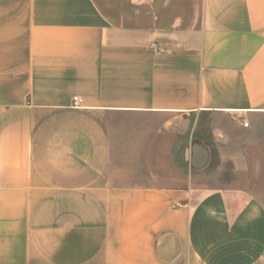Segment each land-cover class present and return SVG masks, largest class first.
Returning <instances> with one entry per match:
<instances>
[{
    "label": "crops",
    "instance_id": "1",
    "mask_svg": "<svg viewBox=\"0 0 264 264\" xmlns=\"http://www.w3.org/2000/svg\"><path fill=\"white\" fill-rule=\"evenodd\" d=\"M131 1L0 0V264H264V0Z\"/></svg>",
    "mask_w": 264,
    "mask_h": 264
},
{
    "label": "rangeland",
    "instance_id": "2",
    "mask_svg": "<svg viewBox=\"0 0 264 264\" xmlns=\"http://www.w3.org/2000/svg\"><path fill=\"white\" fill-rule=\"evenodd\" d=\"M103 11L111 16L118 24L133 25L144 24L151 12L145 8L143 3L133 2L131 0H96ZM191 13L194 10L190 11ZM196 17H198V10H195ZM133 124L135 122H132ZM138 126H151L160 123L155 120H138ZM186 136L199 134L201 138L208 141L212 138H223V129H230L233 125L232 118H224L216 114L200 113L191 114L186 121ZM222 134V135H221ZM147 135L149 132L147 130Z\"/></svg>",
    "mask_w": 264,
    "mask_h": 264
},
{
    "label": "built area",
    "instance_id": "3",
    "mask_svg": "<svg viewBox=\"0 0 264 264\" xmlns=\"http://www.w3.org/2000/svg\"><path fill=\"white\" fill-rule=\"evenodd\" d=\"M74 100H75V102L80 101L78 97H75ZM76 105H77V104H76ZM243 126H244V127H249V126H250V122H249L248 120H244V121H243Z\"/></svg>",
    "mask_w": 264,
    "mask_h": 264
}]
</instances>
